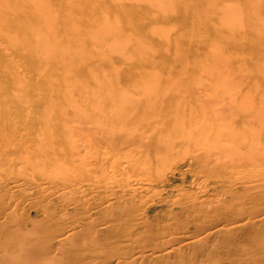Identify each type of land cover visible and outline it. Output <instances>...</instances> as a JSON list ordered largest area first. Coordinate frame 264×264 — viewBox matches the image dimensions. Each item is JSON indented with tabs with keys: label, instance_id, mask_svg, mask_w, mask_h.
I'll return each instance as SVG.
<instances>
[{
	"label": "bare ground",
	"instance_id": "1",
	"mask_svg": "<svg viewBox=\"0 0 264 264\" xmlns=\"http://www.w3.org/2000/svg\"><path fill=\"white\" fill-rule=\"evenodd\" d=\"M0 11H11L0 34L25 72L11 70L16 84L0 89V187L10 194L0 193V264H101L104 252L84 243L113 233L130 252L109 264H189L185 249L221 252L210 240L240 244L242 230L255 248L229 247L241 257L231 262L264 263V0H0ZM204 74L233 78L220 109L190 108L160 83ZM10 87L19 95L8 98ZM184 155L210 174L200 193L169 200V222L194 215L209 232L169 223L156 238L164 248L150 249V213L171 183L162 160ZM213 186L212 206L202 199ZM228 195L250 207L230 209ZM44 202L46 215L30 216ZM230 213V224L215 220Z\"/></svg>",
	"mask_w": 264,
	"mask_h": 264
},
{
	"label": "rangeland",
	"instance_id": "2",
	"mask_svg": "<svg viewBox=\"0 0 264 264\" xmlns=\"http://www.w3.org/2000/svg\"><path fill=\"white\" fill-rule=\"evenodd\" d=\"M10 15H11V11H0V29H1V27L5 28V26L8 24L12 25ZM21 28H22V26L19 27L18 32L20 31ZM18 32H16V34ZM9 34H10V32L7 33V35H9ZM18 35H19V33H18ZM5 37H6V35H5ZM61 37L65 38V34H63ZM108 37H109V35H102L99 38V42L104 45L102 48V51H104L106 49V46L108 44V42H107ZM43 50L44 49L41 47L40 52ZM3 55L6 56V58L3 59ZM224 66L228 67V63H223V67ZM11 70L14 72H17L16 74L22 73V75H19V74L18 75L20 78L25 79V77H24L25 72H24V69L21 67V62L19 61V59L17 57H15V54L12 52V50L10 49L8 44L5 42L4 37L1 36V34H0V89L6 88L7 83H9V85L16 84V80H17L16 78L11 79L12 81H10L8 79ZM231 79H233V78H225L224 76H220V75H218V77H209L208 74H204L201 76H194V75L188 76V79L187 78L163 79V80H161L160 83L164 84V85H166V87H168L166 89L163 88V90H165L164 93H169L174 98H180V97L186 98V101H187L188 106L190 108L217 110V109L221 108V107L219 108V104H217V103H219V101L222 99V97L224 96L223 94H226L227 92H230L231 94H235L237 92V90L234 89L235 87L231 86V84L228 83V82H230ZM142 81L143 80H141L140 82H142ZM143 82H145V84H148V82H146V81H143ZM226 83H228V87L223 86ZM167 84H169L171 86H167ZM218 84H219V87H216V86H218ZM176 86H179L180 89H176L175 88ZM10 89H11L9 91L10 95L8 98H13V97L19 95L18 90L13 89L12 87H10ZM14 93H16V94H14ZM149 93L155 94V93H159V92H158V89H155V90H149ZM124 96H123V98H126L127 96H128L127 98L130 97L129 99L139 97L138 93H136V92H132V93L130 92L129 93L128 91L124 92ZM30 109H35V105L31 104ZM179 149L181 150L182 147H180ZM168 158L169 157L162 160L161 167L165 169V172H166L165 175L168 177V179L171 180V183L168 184L169 186L167 185L166 188H168V189H167V191L163 192V194L161 196L162 198H160V200H159L160 202L155 207H153V209L151 210V213H150L151 214V220L154 223V226H152L148 229L150 233L147 232L145 234V235L149 236L148 239H151L150 241H148L146 243V245H148L150 247V249L152 247V249H155V250H157V249L162 250L164 248V247H161L159 245V241H157V240L160 239V236L163 237V236L168 235V231L165 230L164 227L166 228V225H168L169 223H175V226L186 229L188 232V235H190L192 237H197V236H200L201 234L209 232V230L207 231V229H206L207 227H203V226L199 225V223L195 222L196 217H193L194 215H192V217H190V219H189L188 215L183 214L182 216H179L180 217L179 220H173L172 222H169L170 218L168 217V215H169L170 207L172 204L171 202H169V200L171 201V200H175L176 198L178 199L180 197V194H179V192H181L180 189H183L182 190V192L184 191L183 194H185L188 191V196L191 195V193H193V194H195L197 192L200 193L202 191L200 181H204L206 179V175L210 174V172L204 170L203 165L201 164L200 161L199 162L198 161H196V162L192 161L190 155H184L181 158H176L175 156H173L169 159ZM18 167H20L19 164L17 165V168ZM107 170L109 173L110 172L113 173V169H110V167H109V169L107 168ZM213 175L218 176L219 173H213ZM5 177H7V175L4 174L2 171H0V183H1V179H3V178L5 179ZM162 186H163V184L159 188L163 189ZM5 190H6V194H7L8 189L6 188ZM5 190H4V188L0 187V193L2 194V196H3V193ZM185 190H187V191H185ZM215 190H217V189L214 188V186L209 187L207 194L204 196V199H202V200H206L205 201L206 203L212 202V203H210V205L216 204V202L214 203L213 200L218 199L217 195H218L219 191L217 190V192H215ZM8 193H10V192L8 191ZM1 194H0V196H1ZM8 195H10V194H7V197H8ZM256 199L261 200V195H259L258 198H256ZM4 200H7V201L4 202ZM2 202H4V203L2 204L1 200H0V203L4 206V204L6 202L8 204V199L3 198ZM59 203L56 205L61 206L62 203L61 202H59ZM221 203L228 205V207L230 209L232 208V206L234 204H237V207H242V208L250 207L248 200L244 201V199H243V200H241V202L240 201H234L233 197L230 195L225 196L224 198H221ZM47 204H48V206H46ZM39 205L41 207L40 206L38 207V211L36 209L33 210L32 213H30V216L36 217V215L37 216L46 215V213L44 212L45 210H43V209H45L46 207L50 208L49 206H51V205H49V203L45 204V202L43 204L39 203ZM3 206H1V207H3ZM262 207H264V206L261 204V205L255 207V209L260 210ZM41 208L43 211L41 210ZM48 208H46V211ZM230 209H221V210H223L224 213H228L230 211ZM14 211H15V214H12V216L9 217L10 221H12V222L15 220V217L24 213L23 212L24 211L23 206L19 207L18 209L14 210ZM249 211H252V209ZM35 212H37L38 214H36ZM43 212L45 214H43ZM107 212H108L107 209L100 211V213H101L100 215L103 219L104 218L107 219V217L109 216V213H107ZM80 213H82V212H80ZM84 214H86V212H83L82 214H79L78 216L80 217V215L82 216ZM211 215H214V213ZM224 217L225 218L218 217V218H215V220L221 219V220H223V223L230 224L229 220L232 219L231 218L232 213H230L229 215L225 214ZM71 222L73 223L74 221H71ZM72 223H70L69 225H72ZM122 235L124 238V233L123 234L122 233H119V234L113 233L112 236L111 235L110 236H101V239L104 238V240L98 241V242L95 241V243H91L89 241H86V243H84V245L89 246L95 252H98V253L104 252L103 254L101 253V255H100L101 256L100 262H101V264H109L110 260L108 257H110L112 255H114L115 257H126V255L128 256V254L130 252L129 244L126 243L128 246V247H126L125 246L126 244L124 242H122V240H123ZM136 235H138V234H135V236ZM235 236L238 238L240 244H236V245H233L231 243L222 244L224 241L223 237H213L210 240L208 246H223L220 250L221 252H215V251L214 252H209V251L207 252V250H205V247H207V246H205L204 243L202 245L198 246L196 249H189V250L185 249L186 253L190 255L189 264H217V263L243 264L242 262H239V261H237V263H232L231 261L233 259H241V257L238 258L237 255L234 256L236 253H233L234 255L231 256V255H229L227 250L229 249V247H232L233 250H235L237 248L239 250L246 249V248L254 249L255 246L249 242V239L247 238L246 232L244 230L236 232ZM156 238H157V240H156ZM179 240L174 239L172 244L179 242ZM78 242H80V241L79 240L78 241L72 240L69 244V247L76 245ZM188 251H189V253H188ZM235 251H237V250H235ZM0 262H1V259H0ZM138 264H149V263H138ZM158 264H178V263H177V260L175 259V257H170V258L165 259L163 262L159 261Z\"/></svg>",
	"mask_w": 264,
	"mask_h": 264
}]
</instances>
